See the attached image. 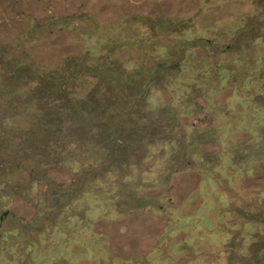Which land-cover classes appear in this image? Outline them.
Returning a JSON list of instances; mask_svg holds the SVG:
<instances>
[{
	"label": "rangeland",
	"instance_id": "374dc122",
	"mask_svg": "<svg viewBox=\"0 0 264 264\" xmlns=\"http://www.w3.org/2000/svg\"><path fill=\"white\" fill-rule=\"evenodd\" d=\"M258 4L259 0H0V41L11 46L9 53L20 55L14 44L26 38L20 44L28 58L47 69H60L65 58L82 56L87 49L97 56L106 53V44L115 43L112 55L129 72L159 62L179 63V73L161 66L156 84L149 85L146 108L170 119L179 116L176 136L217 127V141L202 148L207 160L220 155L218 165L197 164L168 179L171 147L149 148L151 156L131 180L126 179L130 185L125 194L136 189L137 198L151 199L156 206L130 208L129 197L117 193L124 178L109 179L102 183L99 200L84 198L62 212L58 223L62 219L63 226L73 227L70 217L75 215L78 224L89 205L97 207L92 227H87L91 229L77 234L69 245L65 234H55V226H49L45 241L36 229L49 222L36 219L43 213L42 205L35 204L43 186L4 198L8 214L0 222V264H231V258L232 264L251 262V243L257 236L264 241V220H246L235 208L264 218V153L253 145L254 141L264 148V82L257 79L264 67V41L256 40L245 55L236 51L248 45L241 44L237 31L257 14ZM75 13L90 14L94 21L53 26L33 36L28 32L34 17L43 21ZM134 17L148 18L152 27ZM182 21L192 26L181 31L177 24ZM158 23L164 28L154 30L152 24ZM176 28L178 32L172 31ZM199 37L234 50L219 53L212 46L179 45ZM85 81L84 92L90 88ZM16 120L22 121L11 122ZM230 149L237 163L226 159ZM72 176L69 170L53 172L62 186ZM113 194L116 197L109 199ZM120 206L128 210L119 214Z\"/></svg>",
	"mask_w": 264,
	"mask_h": 264
},
{
	"label": "trees",
	"instance_id": "16d2710c",
	"mask_svg": "<svg viewBox=\"0 0 264 264\" xmlns=\"http://www.w3.org/2000/svg\"><path fill=\"white\" fill-rule=\"evenodd\" d=\"M256 13L237 31L241 44L248 43L236 51L238 54L245 55V50L256 40L264 41V0H259ZM32 20L28 30L31 36L36 31L53 26L69 27L81 21L92 23L94 17L75 13L72 16H52L43 21L35 17ZM134 21L149 27L151 25L145 17H134ZM152 25L154 30L163 26L162 23ZM178 26L182 31L192 25L182 21ZM172 31L178 32L177 28ZM21 40L24 42L26 38ZM21 40L17 38L14 44L20 55L9 53L11 46L0 41V222L8 214L4 210V198L26 193L40 185L43 186L42 196L35 204L42 205L43 213L36 219L49 222L40 224L36 229L43 232L41 237L44 240L50 231L49 226H55V234H65L64 242L69 245L77 234L82 235L91 229L87 227H92L97 207L89 205L86 215L82 212L84 217L80 216L78 224L73 218L75 215L70 217L75 223L73 227L63 226L62 219L58 223L62 212L73 208L84 198L99 200L102 183L109 179L124 178L117 193L121 198L129 197L131 204L127 206L130 208L156 206L151 199L137 198L136 189H128L125 194L126 186L130 185L126 179L131 180L136 168L151 156L149 148L161 145L163 148L171 147L167 158L168 179L174 173L184 172L197 164H219L220 155H216L215 161L207 160L206 151L202 148L211 141H217V127L192 136H176L179 116L170 119L169 116L151 114L146 108L149 85L156 84V75L161 66L168 71L174 68L179 73L182 70L179 63L159 62L152 67H140L129 72L112 55L117 47L115 43L106 44V53H98L97 56L87 49L82 56L65 58L60 69H47L28 58L27 50L21 47ZM182 42L179 45L185 49H189L185 46L188 43L193 48L212 46L219 53L234 50L231 46L222 48L212 39L204 37ZM257 79L264 82V67ZM83 80L90 87L86 92L83 91ZM260 105L264 108V102ZM14 118H21L23 122L16 120L14 124L11 122ZM253 145L260 150L259 153H264L261 145L256 146L254 141ZM230 150H227L226 159L232 158L237 163ZM56 170L73 172L68 185L57 183L53 177ZM23 177H26L25 183ZM115 197L116 194H113L109 199ZM118 209L119 214L128 210L121 206ZM235 210L246 220H264L239 207ZM69 236L70 239H67ZM64 250H68V247H64ZM250 250L251 262L244 259L242 264H264V241L260 236L251 243ZM232 261L231 264L234 263Z\"/></svg>",
	"mask_w": 264,
	"mask_h": 264
}]
</instances>
